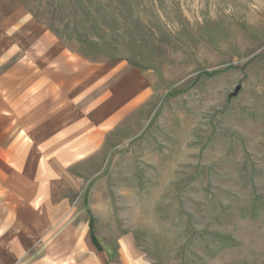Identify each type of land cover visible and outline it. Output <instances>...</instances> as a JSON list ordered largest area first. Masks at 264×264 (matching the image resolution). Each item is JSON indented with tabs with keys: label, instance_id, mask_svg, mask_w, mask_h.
<instances>
[{
	"label": "rangeland",
	"instance_id": "1",
	"mask_svg": "<svg viewBox=\"0 0 264 264\" xmlns=\"http://www.w3.org/2000/svg\"><path fill=\"white\" fill-rule=\"evenodd\" d=\"M46 51L136 98L0 264H264V0H0V64Z\"/></svg>",
	"mask_w": 264,
	"mask_h": 264
},
{
	"label": "crops",
	"instance_id": "2",
	"mask_svg": "<svg viewBox=\"0 0 264 264\" xmlns=\"http://www.w3.org/2000/svg\"><path fill=\"white\" fill-rule=\"evenodd\" d=\"M49 53L8 68L0 64V201L3 211L16 213L0 227L19 226L18 212L39 211L36 200L52 195L46 171L54 168L45 158L58 164L82 158L136 98L125 91L118 97L110 84L115 67L85 75L83 63ZM33 264L52 262L41 257Z\"/></svg>",
	"mask_w": 264,
	"mask_h": 264
},
{
	"label": "water",
	"instance_id": "3",
	"mask_svg": "<svg viewBox=\"0 0 264 264\" xmlns=\"http://www.w3.org/2000/svg\"><path fill=\"white\" fill-rule=\"evenodd\" d=\"M240 87L237 88V90H239Z\"/></svg>",
	"mask_w": 264,
	"mask_h": 264
}]
</instances>
